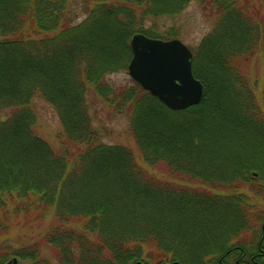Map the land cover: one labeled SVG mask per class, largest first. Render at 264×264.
<instances>
[{"label":"trees","instance_id":"trees-1","mask_svg":"<svg viewBox=\"0 0 264 264\" xmlns=\"http://www.w3.org/2000/svg\"><path fill=\"white\" fill-rule=\"evenodd\" d=\"M189 2L0 0V264H236L264 245V69L250 71L264 0H197L214 24L191 49L196 105L105 80L127 70L133 34L176 38L159 21ZM90 94L127 116L135 149L102 140ZM35 99L59 118L57 149L33 130ZM17 228L32 236L13 251Z\"/></svg>","mask_w":264,"mask_h":264},{"label":"rangeland","instance_id":"rangeland-1","mask_svg":"<svg viewBox=\"0 0 264 264\" xmlns=\"http://www.w3.org/2000/svg\"><path fill=\"white\" fill-rule=\"evenodd\" d=\"M69 2L70 8L76 10L82 0H69ZM249 2L258 6L261 0H249ZM81 18L80 16L79 19ZM162 22H164L166 27L175 28L174 30L178 31L176 39L183 42L190 49H193L200 39L212 28L214 17L205 15L200 9L197 0H190L186 8L179 15L169 20L159 21L160 27H162ZM263 69L264 65L256 63L252 64L250 67V71L253 72L259 70L261 73ZM105 80L111 85H130L133 83L127 70L110 74L105 77ZM88 106L92 124L95 128L100 130L102 140L105 143L120 144L135 149L134 141L128 130L127 116L112 111L103 101L93 94L88 96ZM33 108L36 115L33 125L34 132L44 139L52 148L57 149L59 141L58 135L61 133L62 127L56 112L49 104L39 99L34 100ZM233 144L234 142L231 145L232 147ZM254 160H256V158H254ZM166 168L164 164L159 163L148 171L157 177L164 178L165 174L169 173ZM249 195L252 196L251 193H249ZM257 208L258 211L263 210L264 204L258 205ZM46 229H49V219L43 222L39 231H44ZM30 234L32 233L29 229L27 230V228L23 231L18 228L13 229L9 233L10 239L6 242V246H9L13 251L18 250L21 247V241H19L18 238L32 236ZM35 234L36 233L33 235ZM4 245L5 244H3V246ZM51 251L44 249L41 254L45 257H50V255H52ZM20 264H28V262L23 260Z\"/></svg>","mask_w":264,"mask_h":264},{"label":"water","instance_id":"water-1","mask_svg":"<svg viewBox=\"0 0 264 264\" xmlns=\"http://www.w3.org/2000/svg\"><path fill=\"white\" fill-rule=\"evenodd\" d=\"M128 75L171 110L196 105L203 94L192 73L191 50L178 39L162 40L135 33L130 39ZM12 262L16 264V259Z\"/></svg>","mask_w":264,"mask_h":264},{"label":"flooded vegetation","instance_id":"flooded-vegetation-1","mask_svg":"<svg viewBox=\"0 0 264 264\" xmlns=\"http://www.w3.org/2000/svg\"><path fill=\"white\" fill-rule=\"evenodd\" d=\"M262 234L264 236V224L262 225ZM262 259H264V245L258 248L257 252L255 253L253 257H251L250 259H245L240 262L238 261L236 264H258V262ZM10 260L11 258L5 260L3 264H13L12 261ZM18 264H19V261H18Z\"/></svg>","mask_w":264,"mask_h":264}]
</instances>
